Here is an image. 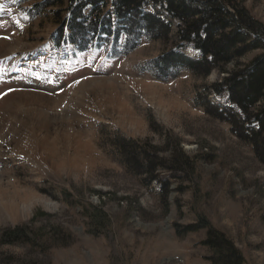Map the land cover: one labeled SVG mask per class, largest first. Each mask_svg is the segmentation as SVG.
Returning a JSON list of instances; mask_svg holds the SVG:
<instances>
[{"label":"rangeland","instance_id":"rangeland-1","mask_svg":"<svg viewBox=\"0 0 264 264\" xmlns=\"http://www.w3.org/2000/svg\"><path fill=\"white\" fill-rule=\"evenodd\" d=\"M65 1L0 0V115L13 108L25 118L29 110L23 111L19 103L38 110L23 99L48 97L58 104L50 109L49 123L62 135L71 130L68 136L77 137L58 146L61 152L56 155L62 159V150H74L79 139L96 157L88 155L90 166L71 167L63 160L67 169L42 172L23 158L0 154V179L11 177L53 203L46 202L50 209L35 206L30 217L16 222L3 215L0 264H212L216 256L202 244L205 229L184 236L176 233L200 219L230 240L243 258L240 264H264V164L233 136L226 122L208 116L194 101L198 92L225 75L215 70L197 78L183 71L167 81L154 79L145 65L171 49L175 44L171 35L137 43L108 35L97 39L99 52L82 53L85 43L71 42L73 32L65 28L70 7ZM240 2L264 26V0ZM155 7L145 2L143 10L155 8L165 15ZM186 49L192 51V59L199 58L198 51L187 46L183 52ZM261 53H248L224 70L232 72L236 64H248ZM12 59L20 72L8 80L4 75L12 73ZM33 80L40 86L46 85L44 81L57 85L31 87L37 85ZM102 82L115 87L112 98L124 103L143 130L121 122L98 100L77 106L91 93L104 92ZM141 83L164 87L182 108L164 115L142 93ZM207 100L229 106L225 95ZM25 131L31 142L27 152H41L45 138L39 121H27ZM116 138L160 160L155 181L142 178L140 170H125L113 146ZM163 190L169 192L165 199Z\"/></svg>","mask_w":264,"mask_h":264},{"label":"trees","instance_id":"trees-1","mask_svg":"<svg viewBox=\"0 0 264 264\" xmlns=\"http://www.w3.org/2000/svg\"><path fill=\"white\" fill-rule=\"evenodd\" d=\"M65 2H70L65 28L73 32L69 39L71 42H77L80 46L85 43L82 53L99 52L101 48L96 47L95 43L108 35L124 37L126 41L128 38L135 39L136 43L143 38L161 41L171 35L175 41L171 49L145 65L154 79L167 81L183 71L197 78H206L215 70L225 75L218 83L204 88L202 93L198 92L195 104L208 116L226 122L233 136L247 144L256 159L264 164V26L252 18L241 6L240 0ZM145 2L152 7L158 6L166 18L156 7L152 12L144 11ZM50 5L47 3L48 7ZM108 6L109 12L112 11L110 14L105 13ZM86 8L90 10L85 12ZM96 11L100 16H97ZM187 46L198 51L199 58L192 59L186 55L182 48ZM253 51L262 53L248 64H236L232 72L224 70L227 65ZM222 95H225L228 107L214 106L207 100L209 96ZM129 143L116 138L113 144L125 170H140L138 175L142 178H147L148 182L155 181L154 173L162 167L160 160L136 144ZM168 193V190H163L161 197L165 199ZM199 229L206 230V239L202 244L216 256L215 260L210 259L212 264L241 263L243 258L230 240L203 219L182 230L178 229L176 233L184 236ZM12 234L17 235L19 231Z\"/></svg>","mask_w":264,"mask_h":264},{"label":"bare ground","instance_id":"bare-ground-1","mask_svg":"<svg viewBox=\"0 0 264 264\" xmlns=\"http://www.w3.org/2000/svg\"><path fill=\"white\" fill-rule=\"evenodd\" d=\"M185 52L189 57L192 54V51L189 49H186ZM15 59H12L9 62L11 68H13L12 73L14 75L12 73L4 75L8 80L14 79L15 75L20 72L17 68L18 64ZM26 82L29 83L31 81ZM34 83L37 85L29 86H39L44 88L47 87V85H57L45 81L44 83L46 85L43 86L38 85L39 82L37 81H34ZM141 85L143 89L142 93L164 115H168L171 111L182 108L175 98H172V96H167L169 93L164 87L143 83H141ZM100 88L104 92L91 93L90 95L80 99L77 102V106L85 107L89 100H98V102H101V104H103L112 115L120 119L121 122L128 126H133L137 131L143 130L142 124L135 118L131 111L126 108L124 103H122L118 98H112L116 97L114 90L115 87L113 85L102 82ZM26 98L27 100L23 99V101L36 105L38 112L35 109L29 107H25L26 109H24L23 106L25 105L18 102L21 105L20 107L23 111L29 110L34 114L26 111L24 114L25 118H22V115L17 114L16 110L12 108L7 112V115L6 113L5 115H0V154L6 153L5 155L7 156H16L17 158L21 159L23 158L37 170H42V172L44 170H50L51 167H55V170L58 172L63 171V169H67L63 160L69 161L71 167H75L76 164L90 166L91 162H93L91 160L92 158L90 159V156L96 157V154L87 143L81 142L79 139H76L74 143V150H65L68 153L62 150V152L65 153L62 159L56 155L55 152H61L57 150L58 146L65 147L68 140H74L77 138L76 136H68L70 133H73L71 130H64V135H62L60 132L56 131L54 128V123H49L47 116L50 112V109L56 108V105L58 104L55 101H52L50 98L40 95H30ZM72 115L75 117V114ZM52 116L54 115L52 114ZM11 118L14 120L10 122ZM27 121H30L31 123L39 121L41 132L45 138L44 144L41 147V152H27V149L31 146V142L28 140L25 131L27 128ZM32 127L33 131L37 130L33 124ZM61 135L64 146L61 145ZM35 140L37 141L36 137ZM84 155H86V162L82 160ZM88 155L90 156L88 157ZM46 202L51 203L48 200L38 197L32 190L22 188L20 184L13 178L7 177V181L0 179V222L3 215H5V217L12 222H16V220L19 219L28 218L30 217V213L35 206L43 205L44 208L50 209L51 206L47 205ZM51 204L53 205V203Z\"/></svg>","mask_w":264,"mask_h":264}]
</instances>
